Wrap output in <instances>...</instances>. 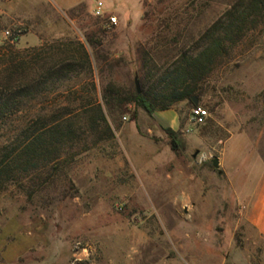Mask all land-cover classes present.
<instances>
[{"label": "rangeland", "instance_id": "rangeland-1", "mask_svg": "<svg viewBox=\"0 0 264 264\" xmlns=\"http://www.w3.org/2000/svg\"><path fill=\"white\" fill-rule=\"evenodd\" d=\"M102 1L118 25L93 14L97 0H0V44L17 36V50L81 60L86 51L92 62L33 101L31 118L98 98L115 136L91 137L39 189L34 180L0 193V264H264V236L245 218L264 181V22L209 75L197 104L151 116L130 103L112 115L109 84L142 89L148 51L165 69L236 0ZM195 105L209 111L204 124L190 122Z\"/></svg>", "mask_w": 264, "mask_h": 264}, {"label": "trees", "instance_id": "trees-1", "mask_svg": "<svg viewBox=\"0 0 264 264\" xmlns=\"http://www.w3.org/2000/svg\"><path fill=\"white\" fill-rule=\"evenodd\" d=\"M263 22L264 0H236L205 30L194 51L180 49L165 69L148 51L141 92L123 91L109 84L102 94L105 106L113 115L134 103L153 116L181 101L194 103L193 97L202 95L209 75ZM15 40L17 36L0 44V131L6 129L0 134L4 138L0 143V193L10 184L34 180L39 189L61 171L66 156L85 147L91 137L96 144L115 137L98 98H86L77 109L58 108L49 116L41 108L31 118L33 101L45 99L62 83L72 80L78 69L92 70V62L86 51L81 60L76 55L49 56L44 48L17 50ZM158 45L156 42L153 48ZM21 118L25 121L9 126L10 121ZM165 131L175 148V130L166 127Z\"/></svg>", "mask_w": 264, "mask_h": 264}, {"label": "built area", "instance_id": "built-area-1", "mask_svg": "<svg viewBox=\"0 0 264 264\" xmlns=\"http://www.w3.org/2000/svg\"><path fill=\"white\" fill-rule=\"evenodd\" d=\"M92 12L94 15L104 19L105 21L104 24L106 28H112L118 25L120 22V18L118 14H116L114 11L106 7L104 1L102 0H97V2L93 7ZM5 33L7 35L11 34L9 30H7ZM9 37H13V36H9ZM208 117H209V111L205 107L201 105H195L191 111L190 122L191 124L194 125H201L207 121Z\"/></svg>", "mask_w": 264, "mask_h": 264}, {"label": "crops", "instance_id": "crops-1", "mask_svg": "<svg viewBox=\"0 0 264 264\" xmlns=\"http://www.w3.org/2000/svg\"><path fill=\"white\" fill-rule=\"evenodd\" d=\"M245 218L264 236V181L254 191L245 210Z\"/></svg>", "mask_w": 264, "mask_h": 264}, {"label": "water", "instance_id": "water-1", "mask_svg": "<svg viewBox=\"0 0 264 264\" xmlns=\"http://www.w3.org/2000/svg\"><path fill=\"white\" fill-rule=\"evenodd\" d=\"M136 84H137V87H138V92H141V89L139 88L138 80H136ZM193 100L197 104L198 99L196 97H193ZM212 163H213L214 167L218 168L220 166V159H219V157L218 156H215L212 159Z\"/></svg>", "mask_w": 264, "mask_h": 264}]
</instances>
